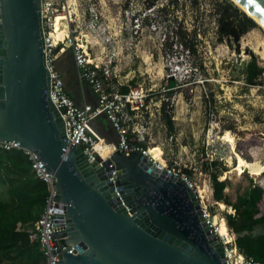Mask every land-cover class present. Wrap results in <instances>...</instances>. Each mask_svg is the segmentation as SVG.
Listing matches in <instances>:
<instances>
[{"label":"rangeland","instance_id":"obj_1","mask_svg":"<svg viewBox=\"0 0 264 264\" xmlns=\"http://www.w3.org/2000/svg\"><path fill=\"white\" fill-rule=\"evenodd\" d=\"M170 1L65 0V11L58 15H67L72 36L111 74L115 92L122 93L123 86L141 92L144 106L132 111V136L142 137L156 156L163 150L164 159L188 170L202 190L208 191L211 174L228 179L225 192L235 202L261 175L247 167L235 172L236 154L264 165V27L257 22L251 31L218 42L214 7L219 0H177L165 12L159 10ZM177 18L206 30L197 55L188 56L173 36L165 40L168 24ZM253 60L262 71L249 80ZM169 79L176 86L168 87ZM258 139L263 143H255ZM7 196V186L1 185L0 198ZM206 202L226 233L221 219L234 209L210 196Z\"/></svg>","mask_w":264,"mask_h":264},{"label":"water","instance_id":"obj_2","mask_svg":"<svg viewBox=\"0 0 264 264\" xmlns=\"http://www.w3.org/2000/svg\"><path fill=\"white\" fill-rule=\"evenodd\" d=\"M235 2L264 24V0ZM43 46L41 0H0V140L35 152L56 177L53 227L67 247L57 264H225L182 179L139 151L89 163L69 141Z\"/></svg>","mask_w":264,"mask_h":264},{"label":"built area","instance_id":"obj_3","mask_svg":"<svg viewBox=\"0 0 264 264\" xmlns=\"http://www.w3.org/2000/svg\"><path fill=\"white\" fill-rule=\"evenodd\" d=\"M65 0H41V18L44 34V58L47 70L50 74L51 96L55 107L63 117L66 135L69 141L75 147H81L89 163L106 161L111 158L115 152L129 155L139 151L146 158V163L155 168L159 173H165L173 178L182 179L193 190L200 203L203 222L209 228L210 233L214 234L221 243L224 251L225 264H264L253 256L247 255L237 245L233 229L227 226L225 234L220 232V223H215L216 215L211 213L210 205L206 200L210 196L208 191L201 189L192 179L187 171L169 164L164 159L163 150L160 157L156 156L150 146L131 142L129 139L132 133L130 121L132 111H138L143 104L141 92L130 91L128 93L115 92L110 86L109 80L111 74L104 71L102 64L95 62L90 55L87 45L73 37L71 33V22L67 21L68 31L63 39L58 40L53 34L55 19L60 10L65 11ZM76 31V30H74ZM71 48L75 66L80 80L89 86L97 97V104L90 102L79 104L67 91L64 78L57 66V59L67 49ZM137 93V94H135ZM105 114L118 134V141L115 149L106 157L102 156L97 149L98 142L101 140L100 134L93 127V121L99 116ZM142 137L137 136L139 142ZM0 147L5 150L12 148L21 149L28 154L32 162L35 177L46 184L47 196L40 216L37 219L36 229L29 234L30 242H37L39 251L45 258V264H57L61 253L67 248L66 244L57 238L53 227V205L61 204V201L55 200L57 194L56 177L54 174L47 173L40 157L28 149L23 148L20 143L14 141L0 140ZM211 186V182L209 188ZM235 213V210H234Z\"/></svg>","mask_w":264,"mask_h":264},{"label":"trees","instance_id":"obj_4","mask_svg":"<svg viewBox=\"0 0 264 264\" xmlns=\"http://www.w3.org/2000/svg\"><path fill=\"white\" fill-rule=\"evenodd\" d=\"M216 3V41L222 42L227 37L241 36L258 26L257 22L232 0H219ZM176 4L177 0L170 1L159 7V10L165 12L169 6ZM153 5L155 2L151 7ZM147 19L151 22L153 18L148 15ZM168 26L170 29L165 36L166 41L173 36L188 56L198 54L199 48L207 38L206 30H199L197 25L189 27L184 19L179 21L178 18ZM67 55L73 57L71 48H67L57 59L60 71L63 68L61 62ZM248 66L253 69L252 73L248 74L249 80L255 79L262 71L254 60ZM167 85L170 88L176 86V81L169 79ZM89 89L92 91L90 87ZM120 91L127 93L129 87L123 86ZM103 116L112 129L113 138L118 141V134L105 114L99 118ZM169 120L171 121V117ZM129 140L147 146L135 136H131ZM255 141L257 144L263 143L261 139ZM242 155L246 157L243 152ZM210 179L209 194L212 201L224 202L235 210V214L228 213L224 217L228 226L233 229L237 245L247 255L264 262V171L256 181L251 180L249 188L239 194L235 202H230L225 192L229 184L228 179L220 180L218 174H211ZM1 185L7 186L8 196L6 199L0 198V264H45L38 243L30 242L29 234L36 229L37 219L45 204L47 188L43 181L35 177L32 162L23 150H5L0 147Z\"/></svg>","mask_w":264,"mask_h":264},{"label":"crops","instance_id":"obj_5","mask_svg":"<svg viewBox=\"0 0 264 264\" xmlns=\"http://www.w3.org/2000/svg\"><path fill=\"white\" fill-rule=\"evenodd\" d=\"M61 67H63L61 68V73L64 78L68 93L81 105L86 102L96 104L98 101L97 97L92 93L89 87L80 80L73 57L70 58L67 55L63 62H61ZM93 127L102 137L100 141L103 142V148H111L110 152H112L115 149L117 139L113 138L112 129L110 128L109 123L106 121L105 117H98L97 121L95 119L93 121Z\"/></svg>","mask_w":264,"mask_h":264},{"label":"bare ground","instance_id":"obj_6","mask_svg":"<svg viewBox=\"0 0 264 264\" xmlns=\"http://www.w3.org/2000/svg\"><path fill=\"white\" fill-rule=\"evenodd\" d=\"M234 1H236V0H234ZM66 20H68V17H67V15L65 13L57 15V17L55 19V25H54L53 34H54V36H56V38L58 40H61L64 37L63 35H65L66 32L68 31V29H67V21ZM257 21L260 23V25H262L264 27V24L262 22H260L259 20H257ZM59 37H61V38H59ZM97 149L100 151V153L104 157H106L109 154V153L106 154L102 150L100 141L98 142ZM236 155L239 158L240 164L236 165L234 167L235 172L237 171L239 174H242L244 172V167H247V169H249V172L254 174V175H260L264 171V165L258 164L256 162L255 163H250L245 158H243L241 155H239V154H236ZM158 157H159V155H158ZM223 178H225V177H223ZM218 223H220V222H218ZM225 226H226V224H225ZM226 229H227V226H226ZM220 232H221V234H225V233H223L222 225H220Z\"/></svg>","mask_w":264,"mask_h":264}]
</instances>
